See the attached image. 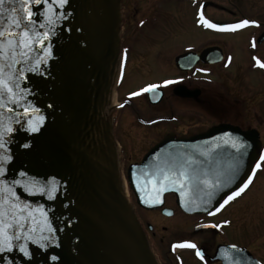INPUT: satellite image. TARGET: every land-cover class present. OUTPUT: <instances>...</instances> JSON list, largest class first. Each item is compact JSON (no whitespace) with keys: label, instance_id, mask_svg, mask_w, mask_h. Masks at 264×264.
Returning a JSON list of instances; mask_svg holds the SVG:
<instances>
[{"label":"water","instance_id":"obj_1","mask_svg":"<svg viewBox=\"0 0 264 264\" xmlns=\"http://www.w3.org/2000/svg\"><path fill=\"white\" fill-rule=\"evenodd\" d=\"M49 3L57 13L51 25L43 15L48 5L33 9L35 32H47V38L41 37L43 43H34L28 59L15 65L19 89L14 91L19 99L13 101L5 93L0 100V131L5 132L12 155L0 180L7 182L19 201L7 192L0 195L28 205L25 215L31 212L32 216L25 232L50 224L55 232L45 230L43 235L55 236L56 241H45L46 248L29 241L30 259L14 249L0 253L5 258L0 264L7 260L13 264H157L123 193L110 142L111 126L105 117L120 59L121 0H68L63 7L53 0ZM15 6L19 8L18 0ZM41 116L43 121L37 123ZM32 124L39 131H31ZM8 127L13 131L7 132ZM208 136L233 137L244 147L237 152L224 141L219 144L225 149H198V137L176 142L166 138L129 170L130 187L140 206L161 208L165 195L174 193L184 212L209 214L256 171L254 132L222 125ZM172 145L180 150L166 151ZM156 167L186 168L193 177L191 190H185L182 199L178 186L169 184L160 202L145 203L133 177ZM205 178L221 180L211 203H204L208 199L202 191ZM17 180L19 184L14 183ZM41 212L46 213L47 223ZM53 255L59 259L52 260Z\"/></svg>","mask_w":264,"mask_h":264},{"label":"flooded vegetation","instance_id":"obj_2","mask_svg":"<svg viewBox=\"0 0 264 264\" xmlns=\"http://www.w3.org/2000/svg\"><path fill=\"white\" fill-rule=\"evenodd\" d=\"M201 5L214 23L258 24L207 28L198 23ZM174 8L179 16H172ZM256 58L264 62V0H121L120 59L105 117L123 193L157 264H264V232L258 231L264 226L250 224L256 205L245 201L257 183L264 184V162L253 186L214 215L185 213L174 194L165 196L162 208L144 209L129 184L130 167L168 137H198V149H225L219 142L237 139L208 136L221 125L254 132L258 157L264 156V67ZM149 84L160 87L131 95ZM255 201L264 202V195ZM182 241L195 243L204 260L193 248L173 250Z\"/></svg>","mask_w":264,"mask_h":264},{"label":"snow or ice","instance_id":"obj_3","mask_svg":"<svg viewBox=\"0 0 264 264\" xmlns=\"http://www.w3.org/2000/svg\"><path fill=\"white\" fill-rule=\"evenodd\" d=\"M19 8L15 5L17 0H0V100L3 99L4 94L7 93L11 100L17 101L19 97L17 96L15 89H19L18 78L14 77L15 65L20 62L21 59L27 60L28 53L32 51V45L36 42L43 43L41 37L47 38L48 33L35 32L36 20L34 19L36 12H34V7L41 4L48 5V10L43 13L47 24L51 25L55 23L53 19L57 15L53 11L52 4L49 3V0H18ZM9 4V8L5 9V4ZM53 3H58L61 7L68 3V0H53ZM21 11L23 15H21ZM62 15V14H59ZM200 19L198 23H201L207 28L217 29L221 31H235L237 29L243 28L248 25L258 24V21L243 19L238 23H228V24H219L214 23L211 19H208L203 11V5H201V10L199 12ZM28 21L25 23L24 21ZM45 25H41L43 27ZM255 46V43L253 44ZM51 53L49 52V55ZM257 63L260 67H264V62L260 61L258 58ZM7 62V63H5ZM37 64L40 63L39 60L36 61ZM8 69L6 72L5 69ZM33 71H38V69L33 68ZM20 75L23 76V72H20ZM164 85H170L175 83L173 80H165ZM160 85L158 84H149L146 87L140 89L139 92L131 93L133 96L140 95L143 92H152L158 89ZM3 105L0 104V107ZM43 117H39L37 123L42 122ZM7 132L13 131L11 127L6 129ZM31 131H39V128L36 124L31 125ZM5 132L0 131V149H3V152H0V176L7 171L5 167L6 163L12 160V155L8 152L7 142L4 139ZM225 143H230L237 152H240V149L244 147V144H237L234 140L226 141ZM219 147V145H217ZM242 155V153H241ZM260 161L264 162V156L260 157ZM256 169H261V163L256 164ZM23 175V173H22ZM256 175L255 170L248 177V179L240 186L237 187L235 191H232L230 194L223 199V202L219 204L218 207L214 209L213 212H210V215H214L216 212H219L221 209L228 205L230 201L239 197L242 193L253 182V177ZM136 182L137 189L142 193L141 199L145 203L150 202H160L159 197L163 192L168 190V185H176L177 190L180 192L181 198L185 196V190H191L193 177L188 174L186 168H180L173 170L171 168H161L156 167L155 169H146L142 176L133 177ZM199 180V178H196ZM14 183L19 184L20 181L17 180ZM205 186L202 191L205 192V195L208 197L204 203H211V197L215 194L218 187L221 185V180L219 178L209 180L205 178L202 181ZM54 190V189H53ZM10 193L11 196L16 197V200L19 201V197L16 196V193L12 191L10 186H7L6 181L0 180V193ZM153 194H155V200L152 199ZM145 197H148L147 199ZM28 205H21V203L16 202L12 203L7 196L0 195V253H11L14 249H18L25 257L29 259L32 257L33 253L29 249L28 242L32 241L36 244H39L41 247H47V242H55V236H45L43 232L46 230L48 233H54L55 229L52 228L50 224H47V228H29L25 232V225L29 221V217L32 216L31 212H28L25 215ZM190 211L193 209H189ZM207 211V209H205ZM41 215L45 217L46 213L41 212ZM33 225L36 224L35 218L32 217ZM223 223L227 224L229 221H224ZM211 227L219 228L220 224L211 225ZM40 234L37 235L36 233ZM176 247H188L196 249L197 256L201 260H204V255L197 248V245L191 241H182L177 245H173V250ZM233 247H236L233 245ZM0 259H5L0 257ZM52 260H58V256H51ZM7 264H13L12 260H7Z\"/></svg>","mask_w":264,"mask_h":264},{"label":"rangeland","instance_id":"obj_4","mask_svg":"<svg viewBox=\"0 0 264 264\" xmlns=\"http://www.w3.org/2000/svg\"><path fill=\"white\" fill-rule=\"evenodd\" d=\"M176 11L177 9L174 8L172 11V16H179V12H176ZM153 64L155 65L156 62H153ZM252 124L253 126H257L254 121H252ZM261 180H264V179H261ZM263 189H264V184L262 182L257 183L255 187L253 188V190L251 191V193L245 199V201L251 202L252 205H256V206H252L249 210L250 212L249 221H250V224H252V226L255 227V229L261 226H264V202L261 201L259 203L255 201V198L259 199V195L261 194L264 195ZM258 231L264 232V228Z\"/></svg>","mask_w":264,"mask_h":264},{"label":"bare ground","instance_id":"obj_5","mask_svg":"<svg viewBox=\"0 0 264 264\" xmlns=\"http://www.w3.org/2000/svg\"><path fill=\"white\" fill-rule=\"evenodd\" d=\"M253 184H254V182L252 183V185L250 186V188L253 186ZM250 188H249V189H250ZM249 189H248V190H249ZM248 190H247V191H248ZM247 191H246V192H247ZM246 192H245V193H246Z\"/></svg>","mask_w":264,"mask_h":264}]
</instances>
